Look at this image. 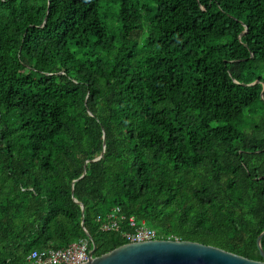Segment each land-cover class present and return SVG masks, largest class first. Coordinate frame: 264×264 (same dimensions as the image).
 Segmentation results:
<instances>
[{"label":"trees","instance_id":"1","mask_svg":"<svg viewBox=\"0 0 264 264\" xmlns=\"http://www.w3.org/2000/svg\"><path fill=\"white\" fill-rule=\"evenodd\" d=\"M263 91L264 0H0V264L130 219L264 261Z\"/></svg>","mask_w":264,"mask_h":264},{"label":"water","instance_id":"2","mask_svg":"<svg viewBox=\"0 0 264 264\" xmlns=\"http://www.w3.org/2000/svg\"><path fill=\"white\" fill-rule=\"evenodd\" d=\"M263 238L264 232L257 246L264 260ZM94 253L95 247L87 264H264V261H251L214 247L170 240L128 244L100 258H95Z\"/></svg>","mask_w":264,"mask_h":264},{"label":"built area","instance_id":"3","mask_svg":"<svg viewBox=\"0 0 264 264\" xmlns=\"http://www.w3.org/2000/svg\"><path fill=\"white\" fill-rule=\"evenodd\" d=\"M117 213L120 209H117ZM112 222L102 226V231L110 232L119 230L118 223L112 217ZM123 220V219H122ZM130 226L135 229L131 234H125L128 244L158 241L157 232L148 228L145 223L138 226L134 219H130ZM90 239L73 244L64 250L35 251L30 257L31 264H87L90 261Z\"/></svg>","mask_w":264,"mask_h":264}]
</instances>
